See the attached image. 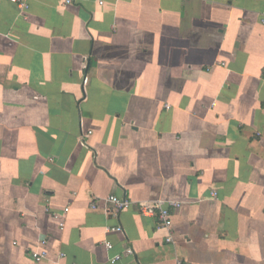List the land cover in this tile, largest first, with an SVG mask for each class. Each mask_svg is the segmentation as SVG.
I'll list each match as a JSON object with an SVG mask.
<instances>
[{
  "label": "crops",
  "instance_id": "1",
  "mask_svg": "<svg viewBox=\"0 0 264 264\" xmlns=\"http://www.w3.org/2000/svg\"><path fill=\"white\" fill-rule=\"evenodd\" d=\"M23 1L0 0V264H264V0ZM112 194L117 218L90 206Z\"/></svg>",
  "mask_w": 264,
  "mask_h": 264
},
{
  "label": "built area",
  "instance_id": "2",
  "mask_svg": "<svg viewBox=\"0 0 264 264\" xmlns=\"http://www.w3.org/2000/svg\"><path fill=\"white\" fill-rule=\"evenodd\" d=\"M12 2H15L19 9L23 10L26 7V3L22 0H11ZM77 0H64V3H72ZM262 23H264V16H259ZM89 133V132H88ZM211 195L214 197L216 196V192L212 191ZM99 200H103L107 204H109V212L110 214L117 218L119 214L131 206L132 202L125 198V197H119L115 194L106 196V197H99V196H93L90 206L92 208L96 207V204ZM179 202L176 201H166L163 199H157V200H151L148 202H144L141 205V211L146 215H155L156 216V226L158 228L165 229L167 231V236L165 237V241L168 243L173 242L172 237V210L177 208L179 206ZM68 207L63 208V213H67ZM52 215L54 218L58 220V227L60 229H63L64 227V221L59 220V212H52ZM105 231L107 232H121L122 227L121 225L116 226H106ZM49 242L47 238H42L37 242V247H33L30 249V257L32 260L36 262H40L43 259H45L48 256V246ZM104 246L107 250H112L113 244L110 241H104ZM133 249L130 246H126L122 252L113 253L109 256L108 260L110 264H125L123 261V257L125 255H132ZM59 257H63L64 253H59ZM171 264H185L180 259H176Z\"/></svg>",
  "mask_w": 264,
  "mask_h": 264
}]
</instances>
